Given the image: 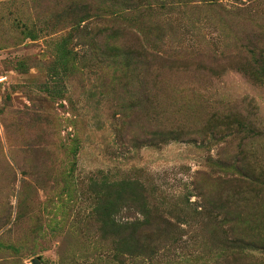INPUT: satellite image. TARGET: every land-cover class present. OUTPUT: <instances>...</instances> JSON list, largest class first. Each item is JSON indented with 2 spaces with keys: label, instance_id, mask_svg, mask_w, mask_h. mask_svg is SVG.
I'll list each match as a JSON object with an SVG mask.
<instances>
[{
  "label": "rangeland",
  "instance_id": "obj_1",
  "mask_svg": "<svg viewBox=\"0 0 264 264\" xmlns=\"http://www.w3.org/2000/svg\"><path fill=\"white\" fill-rule=\"evenodd\" d=\"M137 219L143 264H264V0H0V264Z\"/></svg>",
  "mask_w": 264,
  "mask_h": 264
},
{
  "label": "trees",
  "instance_id": "obj_2",
  "mask_svg": "<svg viewBox=\"0 0 264 264\" xmlns=\"http://www.w3.org/2000/svg\"><path fill=\"white\" fill-rule=\"evenodd\" d=\"M129 183L132 189L138 190L135 181H129ZM161 218H163V215ZM147 224H150V221L139 219L124 223L122 226L124 234L121 237L123 248L119 264H143L141 262L150 261L154 254L153 247L149 243L151 238L146 237V240H143L139 235L142 230H146L147 227L145 226Z\"/></svg>",
  "mask_w": 264,
  "mask_h": 264
},
{
  "label": "water",
  "instance_id": "obj_3",
  "mask_svg": "<svg viewBox=\"0 0 264 264\" xmlns=\"http://www.w3.org/2000/svg\"><path fill=\"white\" fill-rule=\"evenodd\" d=\"M34 263H35V264H39V260L34 259Z\"/></svg>",
  "mask_w": 264,
  "mask_h": 264
}]
</instances>
